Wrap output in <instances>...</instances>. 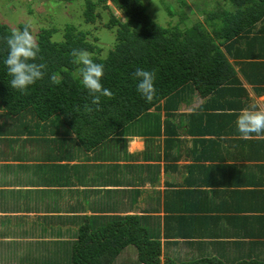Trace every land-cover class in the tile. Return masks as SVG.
Here are the masks:
<instances>
[{"label":"trees","instance_id":"trees-1","mask_svg":"<svg viewBox=\"0 0 264 264\" xmlns=\"http://www.w3.org/2000/svg\"><path fill=\"white\" fill-rule=\"evenodd\" d=\"M56 1L67 4L77 0ZM80 1H83L85 26H95L104 14L108 15V22L101 30L113 33V43L104 47L96 37L91 41L88 37L92 32L73 24H66L62 32L53 27H40L37 34H32L43 59L35 62L46 63L47 72L26 93L10 86L11 77L4 64L7 44L0 39V142L6 149L14 143L30 146L28 153H20L17 148L3 150L1 159H9L21 167L31 160L49 163L46 168L54 170L55 182L62 181L72 187L93 183L96 177L93 171L97 168H112L106 171V181L118 185L119 162L133 160L146 152L153 137L168 136L167 149L174 150L176 159H181L180 135L202 137L193 141L196 149L201 148L198 155L208 152L210 144L221 143L205 137L242 136L237 131L235 113L246 91L241 88L235 70L255 87L258 82L264 83V0H205L203 4L211 5V9L202 11L201 20L196 18L187 24L189 16L181 9L180 22L168 28L149 16L151 0ZM178 2L188 7L184 0ZM160 4L173 17L172 6L164 0ZM190 15H193L191 11ZM24 26L20 25L19 29ZM11 32L0 23V38ZM74 48L87 50L94 62L104 65L101 83L113 95L101 96L99 109L91 104V97L81 83L78 72L81 66L72 62L70 52ZM137 68L155 72L156 95L150 103L136 90L133 73ZM53 73L58 77L57 84L50 81ZM195 95L207 99L205 105L188 116H180L184 123L178 120L173 124L177 103L192 100ZM85 105L92 111H87ZM208 110L207 114L202 112ZM133 138H140L145 144V150L135 155L126 153L127 143ZM138 169L148 179H154L159 168L140 165ZM183 169L187 178L181 184L175 183V190L163 192L166 240L184 237L179 230L174 235L171 231L166 233V222L172 219L171 214H188V210L180 209V204L193 207L196 204L193 195L200 194L191 189L196 187L192 178L197 168L192 165L163 168L165 173L177 176ZM130 192L132 198L140 193L139 189ZM105 193L112 191L105 190ZM181 194L186 197L181 198ZM98 199L89 208L95 214L74 216L77 221L72 220L78 226L77 240L73 242L67 264H114L128 246L135 247L140 264H159L161 242L146 227V219L119 215L121 212L117 211L124 210L123 202L118 201L115 210L104 193H99ZM107 210L109 213H104ZM110 210L115 212L111 214ZM193 229L189 232L192 236L202 233ZM219 236L222 235L212 233V239H221ZM213 241L225 245V240ZM214 262L221 264L218 261H206V264Z\"/></svg>","mask_w":264,"mask_h":264},{"label":"crops","instance_id":"crops-1","mask_svg":"<svg viewBox=\"0 0 264 264\" xmlns=\"http://www.w3.org/2000/svg\"><path fill=\"white\" fill-rule=\"evenodd\" d=\"M235 71L241 88L246 91V94H242L238 110L253 103L264 107V83L258 82L255 87L245 81L238 69ZM205 100L207 99L195 95L192 100L177 103L175 117L170 120L173 124L178 120L184 123L180 116L192 114L193 110L205 105ZM202 112L207 114L209 110ZM167 137H153L146 152L133 160L122 159L124 161L118 164L121 172L116 174V179L121 180L118 185L106 181V171L112 168H97L93 171L96 176L93 183L72 187L62 181L55 182L52 176L54 170L46 168L49 163L31 160L25 167H21L16 162L9 159L4 161L0 157V264L69 263L78 230L72 220L77 221L74 216L95 214L96 211L90 209L99 200V193L108 197V204L115 210L118 201L123 202L124 210L117 211L121 213L116 214L143 216L146 219L144 223L150 233L160 238L162 253L159 264H206V261H218L221 264H264V135L252 134L248 138L226 135L219 139L205 137L221 143L210 144L208 152L200 155L201 148L196 149L193 141L194 138L202 137L180 135L183 142L179 144L181 159H176L174 150L167 149ZM134 140L141 141L142 146L140 150L131 153L133 155L145 150V144L140 138L128 141L127 147ZM26 145L14 143L9 149L17 148L20 153H28L30 146ZM9 149L0 142V152H8ZM29 165L33 168H28ZM140 165L145 168L157 165L159 169L155 178L148 179L146 174L140 173ZM165 165H177L178 168L192 165L197 168L192 178L196 187L191 189L200 193V197L197 193L193 195L195 206L185 207L180 204V209L188 210V214H171L172 219L166 222V233L171 231L174 235L179 230L184 237L169 240L163 237V192L175 190V183L181 184L188 174L184 169L178 176L175 173H165ZM111 173H114L113 170ZM101 174L102 178L99 177ZM167 184H172L173 187L170 188ZM70 187L78 188L80 192L85 188L91 196L87 201L85 196L80 197L82 201L62 204L64 192ZM131 189H139V196L132 198ZM182 189L192 191L187 187ZM105 190H111L112 193L106 194ZM185 197V194H181V198ZM147 199H153L148 203L149 206ZM114 212L110 210L111 214ZM30 216L33 217L28 220L27 217ZM29 224L31 227L27 228ZM190 225L195 230H202V233L192 236L189 233L192 231ZM212 233L221 234V239H212ZM213 240H225V245H218ZM128 249H132L136 255L135 264H140L133 246L125 248L117 260L122 259ZM121 263L130 264L131 261L125 259Z\"/></svg>","mask_w":264,"mask_h":264},{"label":"clouds","instance_id":"clouds-1","mask_svg":"<svg viewBox=\"0 0 264 264\" xmlns=\"http://www.w3.org/2000/svg\"><path fill=\"white\" fill-rule=\"evenodd\" d=\"M30 29L31 25H25L22 30L14 29L10 35L0 38L7 44V57L4 64L7 67V75L11 77L10 86L22 93H26L28 87L37 81L43 80L48 67L46 63L35 62L43 58L39 55L40 46ZM70 56L74 64L81 66L78 68L81 83L91 97V104L99 109L101 96L111 98L113 95L101 83L104 65L94 62L91 54L85 49L74 48ZM133 77L137 81V92L150 103L156 95L155 72L137 68ZM50 81L52 84L59 83L55 73L50 76ZM85 108L87 111H92L88 105H85ZM235 115L237 131L244 138L252 134L264 135V107L253 103L240 109Z\"/></svg>","mask_w":264,"mask_h":264},{"label":"rangeland","instance_id":"rangeland-1","mask_svg":"<svg viewBox=\"0 0 264 264\" xmlns=\"http://www.w3.org/2000/svg\"><path fill=\"white\" fill-rule=\"evenodd\" d=\"M151 1L152 3L148 10L149 16L156 23L167 28L180 22L179 11L181 9L189 16V21L187 24L190 21H194V19L196 20V18L201 20L203 18L202 11L205 9H211V5L205 6L203 4L205 0H184L188 7L181 5L178 0H164L166 3L172 6L174 11L173 17H170L165 12L162 4H160L161 0ZM82 5L83 1L80 0L67 4L65 2L62 3L56 0H32V3L31 0H0V23L6 25L12 31L19 28L20 25H31V32L34 34H37L40 27H53L59 32H62L66 24H73L80 29L89 30L92 32V35L88 37L89 40L93 41L92 38L96 37L100 45L109 47L114 41L113 33L107 30H101L104 24L108 22V15L104 14L102 21L97 23L95 26H85L82 19ZM190 11L193 13V15H190ZM115 14L122 20L121 15L118 12ZM196 101L198 103L200 102L198 99H196ZM141 146V141L134 140L133 143L128 144L126 153L131 154L136 152L137 150L141 149ZM75 189L76 188L71 187L66 189L62 197V204H66L70 201L73 202L75 200L82 201L83 199L81 198H85V196L87 201L91 196V194L87 193L85 188L82 192H77ZM152 200L153 199H147V206H149L148 203ZM83 210L85 211L84 208ZM32 217L33 216L27 218L29 220ZM29 227H31L30 224L27 228ZM125 259H130V264H135L136 255L132 249L126 250L123 254V258H119L115 264H122L121 262L125 261Z\"/></svg>","mask_w":264,"mask_h":264}]
</instances>
